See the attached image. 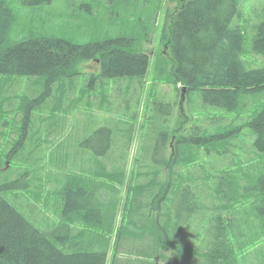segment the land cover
Listing matches in <instances>:
<instances>
[{"label": "trees", "instance_id": "obj_1", "mask_svg": "<svg viewBox=\"0 0 264 264\" xmlns=\"http://www.w3.org/2000/svg\"><path fill=\"white\" fill-rule=\"evenodd\" d=\"M61 1L70 11L74 8L89 14L103 2L115 14L129 0ZM20 2L37 9L52 0ZM168 3L174 5L165 16L164 44L171 59L166 77L162 67L156 76L159 81L165 77L175 96L172 104L158 99L152 102L136 156L131 159L134 126H120V121L81 141L86 146L82 150L58 145L47 153L38 130L28 156L22 149L32 113L44 114L47 109L50 115L61 116L81 105L102 109L103 101L89 96L93 89L86 85L89 79L79 78L85 76L76 71L80 62L98 60L99 78L128 79L130 85L135 81L141 89L149 56L133 51V39L124 36L84 45L47 35L14 41L10 35L15 15L7 0H0V78L31 80L30 93L22 96H13L5 85L0 88V143L7 126L1 123L3 113L15 111L17 119L26 117L25 131L0 153V264H106L111 247L110 264H247L237 259L231 241L235 239L243 251L264 239V162L238 172L212 170L213 175L202 168L203 176L197 179L187 168L199 159L200 148L207 158L223 156L231 151V135L211 134L198 125L184 131L183 122L172 126L175 114L181 113L182 93L187 98L197 93L204 107L233 112L242 97L264 92V67L245 69L243 35L239 27L232 26L239 16L240 0ZM255 17L259 22L253 27L251 47L256 54H264V2L255 10ZM142 18L145 24L154 25L156 13L144 12L137 18L140 31L145 32ZM94 78L91 75L90 81ZM75 93L77 97H73ZM138 98V94L126 95V110L128 105L135 106ZM108 101L104 95V106ZM39 116L41 124L47 120V116ZM54 127L47 138L55 132ZM247 127L256 136L253 147L264 155V107ZM102 135V143H89ZM45 155H49L48 164L62 174L48 193L57 218L48 226L35 218V205L23 203L18 194L9 196L11 191L28 189L42 179L37 175L43 171ZM74 155L78 157L73 159ZM77 163L80 170L68 169ZM120 205L123 215L115 227ZM251 253L255 256L252 262L264 264V246Z\"/></svg>", "mask_w": 264, "mask_h": 264}, {"label": "rangeland", "instance_id": "obj_2", "mask_svg": "<svg viewBox=\"0 0 264 264\" xmlns=\"http://www.w3.org/2000/svg\"><path fill=\"white\" fill-rule=\"evenodd\" d=\"M131 1L129 0L126 6L122 7L120 5L121 7L115 14L110 12L109 5L99 2L97 7L89 14L87 11L82 12V10H75L74 8L70 11L61 0H52L50 4L37 9L21 5L20 0H7L15 15L10 35L12 39L14 38V41L27 36L47 35L74 44L84 45L96 39L114 40L119 36H124L133 39L130 44L133 51L143 52L149 56L148 71L141 89L135 81L130 85L128 79L104 81L98 77L100 74L98 64L95 62H80L76 67V71L85 76L80 75L79 78L81 81L89 79L86 81V85L93 88L89 96L98 102L103 101L102 109L98 110L96 107L89 108L81 105L78 110L61 116L59 114L50 115L47 109H44V114L32 113L27 141L22 149L27 156L32 148L31 140L36 130H38L39 140L47 153H50L58 145H66L82 150L81 148H86V146L82 145L81 141L99 129L120 121L123 122V124L120 123V126H134L133 144L130 147L132 159L133 156H136V146L141 140L143 126L146 125L147 117L152 111V102L158 99L166 104L173 103L172 100L175 96L173 87L171 84H165V70L169 67L171 58L164 44L167 37L164 32V22L165 16L171 13L174 4L169 5L168 0H138L137 4L130 3ZM263 2L264 0H240L239 16L235 17L232 22V26L239 27L243 35L241 60L246 70L264 67V54H256L251 47L253 27L259 22L255 17V10L260 8ZM144 12L147 14L156 13L154 25H151V23L145 24V18H142L145 32L140 31L137 21V18ZM161 67L164 68L163 75L165 77L159 81L156 74ZM91 75L95 76L93 81H90ZM2 85L6 86V90L10 88L13 96H22L30 93L31 80L26 77L4 76L0 78V88ZM160 92L165 98L162 97ZM131 94H138L139 102H136L135 106L134 104L126 106L128 108L126 110L125 96ZM104 95L110 101L105 106ZM77 96L78 94L75 93L73 97ZM183 96L181 113L177 112L175 114L172 126L180 125L183 122L181 129H184V131L189 127H193V125H198L199 128L207 130L211 134H224L227 132L231 135L228 139L231 151L223 156L215 154L207 158L203 152L204 148H200L199 159L187 168L188 171L193 172L194 177L197 176V179H200L199 176H203L200 174L202 168L213 175V171L219 173L220 170L226 169L227 171L238 172L239 168L248 169L261 161L264 162V155L259 154L253 147L256 136L247 127V124L256 116L258 111L264 107V92L242 97L238 109L233 112L204 107L197 93H191L188 98L185 93H182ZM175 102L179 103V95H176ZM180 110L177 109V111ZM131 112L135 113V117H130ZM15 114L16 112L12 111L9 113L4 112L2 115L1 123L6 122L7 126L4 129L5 135L0 143L1 154L3 148L11 147L9 141L12 139L18 140L25 131L26 117L21 115V118L17 119ZM39 115L47 116V120L42 124ZM52 126H55V132L47 138V132ZM102 136L100 140L94 139L89 143H102L104 135ZM77 154L79 153L77 152ZM48 156L45 155L44 161L41 162L44 165L43 171L37 175L38 178L42 179L34 181L28 189L14 190L9 195L12 197L13 194H18L23 203L35 205L34 211L37 212L35 218L41 220L43 226L52 225L57 221L56 211H54V205H52L53 200L50 196L49 200L47 198L48 193L56 187L57 181L62 178L60 171L58 169L56 171V168L48 164L50 162ZM77 157L76 155L72 156L73 159ZM11 162L14 163V161ZM79 163H77L78 165H69L68 169L80 170L82 167L79 166L81 165ZM12 168L15 169V165H12ZM122 192L123 188L120 193L121 200L125 198L124 192ZM122 208L123 206L120 205L115 218V227H118L122 219ZM31 221L34 220L31 219ZM113 242H115V238H113ZM197 242H201V239H198ZM231 243L234 246V253L238 260L243 259L248 261L247 264H256V262H252L255 256L251 251H256L257 248L264 246V239H260L254 243L255 246L252 247L251 245L250 248L248 247L243 251L238 249V242L235 239ZM110 251L112 255L114 248L111 247ZM111 255H108L106 264H110Z\"/></svg>", "mask_w": 264, "mask_h": 264}, {"label": "water", "instance_id": "obj_3", "mask_svg": "<svg viewBox=\"0 0 264 264\" xmlns=\"http://www.w3.org/2000/svg\"><path fill=\"white\" fill-rule=\"evenodd\" d=\"M95 62H96V64H98V60H95ZM184 91H185V89H184Z\"/></svg>", "mask_w": 264, "mask_h": 264}]
</instances>
